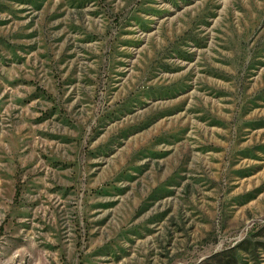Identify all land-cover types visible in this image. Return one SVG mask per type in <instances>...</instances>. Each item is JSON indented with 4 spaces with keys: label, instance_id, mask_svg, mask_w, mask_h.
Returning a JSON list of instances; mask_svg holds the SVG:
<instances>
[{
    "label": "rangeland",
    "instance_id": "374dc122",
    "mask_svg": "<svg viewBox=\"0 0 264 264\" xmlns=\"http://www.w3.org/2000/svg\"><path fill=\"white\" fill-rule=\"evenodd\" d=\"M0 264H264V0H0Z\"/></svg>",
    "mask_w": 264,
    "mask_h": 264
}]
</instances>
